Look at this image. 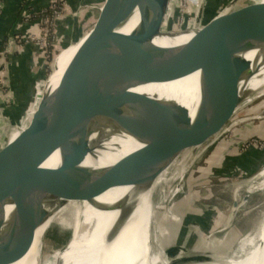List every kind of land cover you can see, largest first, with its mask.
<instances>
[{"label": "water", "instance_id": "obj_1", "mask_svg": "<svg viewBox=\"0 0 264 264\" xmlns=\"http://www.w3.org/2000/svg\"><path fill=\"white\" fill-rule=\"evenodd\" d=\"M170 1L91 0L92 26L58 95L53 123H36L0 149V264L21 260L36 231L68 203L87 202L99 211L118 212L110 239L131 218L142 194L192 158L233 117L245 95L241 84L264 66V2L238 6L240 0H231L205 23L203 8L196 27L177 32L188 41L160 47L155 40L177 34L163 30ZM135 14L137 26L129 34L120 33ZM251 53L259 54L255 63L246 59ZM195 73L199 100L193 114L174 101L134 91ZM39 82H32L31 91ZM44 101L42 97L28 129ZM4 111L12 118L10 130L21 129L11 111ZM118 136L141 148L104 171L83 166L92 155L98 159ZM56 152L59 165L44 168ZM116 187L133 191L112 209L95 202ZM51 228L43 233L42 244ZM68 232L66 248L73 234Z\"/></svg>", "mask_w": 264, "mask_h": 264}, {"label": "rangeland", "instance_id": "obj_2", "mask_svg": "<svg viewBox=\"0 0 264 264\" xmlns=\"http://www.w3.org/2000/svg\"><path fill=\"white\" fill-rule=\"evenodd\" d=\"M35 1L28 0V2ZM51 1L59 0H49L46 10L49 9ZM61 1V12L58 15L57 23L54 24L53 31L54 37H57L61 44L58 47L59 51L55 57H52L53 61L49 64L48 62L46 64L43 57L46 79L53 73L54 62L60 53L67 46L77 43L92 26L93 10L89 0ZM188 1H170L167 17H169V22L172 20L171 29L179 30V25L183 21L184 28L193 27L198 9L201 12L204 8L205 17L201 15L203 18L201 21L206 22L210 13L207 4L211 1L215 2L217 14L229 0H190L191 3ZM29 8H27V3L20 5L17 15V18L20 15V19L16 28L14 27V31L8 33V37H2V40L6 39V41L0 50V149L4 146L2 144L6 142L11 144L18 138V133L14 131L17 137L11 140L9 122L12 118L7 117L4 111L5 108L12 107V100L15 102V99H13L12 88L8 80L9 69L6 67L8 62L3 59L6 57H9L8 61L14 59L21 52L15 46L21 48L25 41L21 38L29 37L32 34V31L28 32L30 26L39 23V19L24 18L22 15L24 11H28L31 18L35 16L36 13L32 11V8H30L31 10ZM66 20L69 21L68 26L59 25V22ZM26 27L28 28L26 29ZM12 33L15 34L12 36ZM74 34H76V39L72 41ZM18 35L19 38L21 37L20 42L14 40V37ZM10 41H15L12 46L9 44ZM31 47L40 52L36 48L37 46L31 45ZM77 51L78 49L71 56H68V51H65L59 57L58 73L54 74L50 80L53 84L52 91L62 80L63 76L58 77L59 74L65 71L70 58L74 57ZM61 61L64 63L61 64ZM35 82L33 81V83ZM43 82H41L42 88ZM39 88L40 86L36 84L32 88L33 93H36ZM34 96L31 104H35L33 107L35 109L39 100L35 103ZM27 111L22 117L14 119L22 131L28 128L32 120V114L25 119ZM254 117L259 118L256 120ZM231 125L233 126L231 127ZM204 146L194 153L193 157L199 155V158L187 166L181 181H170L168 185H163L162 178L158 180L159 185L156 187V193L152 195L153 219L151 222L152 249L160 256L155 264H160L161 261L167 259L171 264H208L206 262L209 261V258L205 259V255L227 258L235 253L239 238H243L244 235L246 236L258 228L262 214H264V206L261 208L264 192L248 195L245 190H241L237 200H233L235 187L243 186L249 176L256 174L264 166V98L240 108L224 128ZM253 159L256 161L255 171L249 175L250 172H244L242 168L249 163L254 164L251 163ZM177 170L178 173L181 171L179 165L174 169V172ZM186 218L188 222L185 224ZM51 226L43 244L41 243L42 262L50 255L63 251L68 242V231H63L55 225Z\"/></svg>", "mask_w": 264, "mask_h": 264}, {"label": "bare ground", "instance_id": "obj_3", "mask_svg": "<svg viewBox=\"0 0 264 264\" xmlns=\"http://www.w3.org/2000/svg\"><path fill=\"white\" fill-rule=\"evenodd\" d=\"M230 1L231 0H229L228 3ZM188 2L191 3L190 0ZM247 2L263 3L264 0H240L238 2V6H242ZM168 19L169 17L166 18V25L164 26L163 30L171 31L172 33H177L182 28L192 29L197 26L195 20V24L193 27L184 28L182 26L181 29L175 30L171 29L172 20H170L169 22ZM138 21L139 17L137 14H135L132 19L125 25V27L122 28L119 32L122 34H129L137 26ZM187 39V35L177 33L172 36H162L161 38L155 40L154 44L160 47H171L183 44L188 41ZM84 40L85 36L79 39L77 44H72L73 46L80 45V47H78L77 53L82 47ZM67 47L55 60L53 65V73L48 76V80L44 83L43 86L44 89L42 88L41 98L45 97V101L43 108L41 109L40 116L38 114L31 128H27L23 131L22 129L12 130L10 134L13 138L11 137V140L17 137L16 133H18L19 138L21 134L34 129L36 123L39 125H42L43 123H53L56 117V102L58 95L63 92V85L70 75L73 61L77 55L75 54L74 57L70 58L65 71L58 76H63L61 82L59 83L57 88L52 91L53 84L50 81L51 77L54 74L58 73V59L68 49ZM75 49L76 47L74 48L73 53L76 51ZM256 55L259 54L251 53L247 55L246 59L250 62L255 63L256 60L254 58L256 57ZM198 81L199 73H195L191 76L172 82L152 83L147 86L140 87L134 91L140 93L141 95L158 98L160 100L174 101L179 105L189 109L193 114L199 100ZM240 89L242 93H245V95L242 96L243 98L240 104L234 109L232 115L236 114V112L243 106L252 104L256 100L264 98V66H262L260 70H258L257 74L253 76L249 81L241 84ZM40 100L38 101L35 109L33 108L35 104L32 103L30 107L31 109L27 111V113L29 112V114H32V120L34 114L37 111ZM26 118L27 117H25V119ZM258 118L259 117H254V119L256 120ZM32 120L30 124L32 123ZM232 126L233 125H231V127ZM14 131L16 133H14ZM106 146L107 150L105 152L98 153V159L96 157V154L92 155L91 157L86 159V161L83 163V166L104 171L111 168L127 155L141 148V146L135 141L124 136L112 138L106 144ZM198 158L199 155H196L186 163L180 164L179 168L181 171L179 173L178 170L175 172L173 170L167 176H163L161 179L163 185H168L170 181H181V179H183L185 175L187 166L190 163L193 164ZM58 165L59 154L56 152L44 163L43 167L56 168ZM158 185L159 182L157 181L148 192L142 194L139 197L138 205L131 218L126 223H124V227H122L120 231H118L117 234L112 236L110 239L108 238L111 235L110 230L116 224L118 212L99 211L87 202L68 203L64 208L57 212L40 229L36 231L34 242L29 252L21 260L14 264H155L156 261L159 260L160 256L158 252L155 253L152 249V195ZM241 190H245L248 195L264 192V166L259 172L250 176L247 181H245V184L243 186L239 185L235 187L233 200H237V196ZM132 191L133 189L131 188H111L104 194L96 198L95 202L112 209L113 207L115 208L118 203H120L125 195L131 193ZM263 206L264 200L261 204V208H263ZM51 225H55L63 231H72L73 234L68 248L65 247L63 251L50 255L42 262L41 259L43 257L41 258L40 250L42 243L41 237ZM106 239L110 242H106ZM165 239L167 240V238ZM236 248L237 249L235 250V253L227 258H217L215 256L213 257L210 255H205V259L209 258V261H207L206 263L215 264L216 262V264H263L264 214H262L258 228L253 232H250L246 236L244 235L243 238H239L236 243ZM165 263L170 264L168 259L160 262V264Z\"/></svg>", "mask_w": 264, "mask_h": 264}, {"label": "crops", "instance_id": "obj_4", "mask_svg": "<svg viewBox=\"0 0 264 264\" xmlns=\"http://www.w3.org/2000/svg\"><path fill=\"white\" fill-rule=\"evenodd\" d=\"M89 1L91 2V0ZM48 2L49 0H36L35 2H28V0H0V6H1L0 50L1 48H3L5 43L4 42L5 39L2 40V37L4 38L8 35L9 32L14 31L18 10H19L18 8L20 7V5H23L24 3H28L29 7L33 9L32 11L38 14L43 9L47 8ZM30 8L29 10H31ZM215 13L214 12L209 13L208 17L212 18L213 16L216 15ZM59 25L66 27V25L67 26L69 25V21L66 20L63 22H59ZM27 26L29 27V25ZM28 27H26V29ZM37 28H38V24L30 26L28 32L32 31V33H35L37 31ZM75 47L77 50L78 47H80V45L79 46L70 45V47H67L68 49L66 51H68V56H71ZM8 59L9 57L8 58L6 57L3 60L4 61L7 60L8 62V64L6 65V67L9 69L8 80L10 82L12 88L11 89L12 94L14 95V99H15V102L12 101V107L8 109L11 111V114L13 115L14 118H19L22 117L23 114L31 107V102L33 100L34 94H35L34 96L35 103L39 100L40 90L42 88L41 79L43 77V74H46L45 66L43 62L44 60L42 53L38 52L35 48L31 46H28L22 52H19L11 61H8ZM62 63L64 62L61 61V64ZM33 81L34 82L40 81L39 83H37V85L40 86V88L36 90V93L35 92L33 93V89L32 91L30 90ZM27 102H28V106H27ZM28 115H30L29 112L25 115V117H27ZM255 162L256 161H254L253 159L251 163L254 164L249 163L245 165L242 168L243 171L244 172L248 171V173L250 172L249 175H252V173L255 171Z\"/></svg>", "mask_w": 264, "mask_h": 264}, {"label": "built area", "instance_id": "obj_5", "mask_svg": "<svg viewBox=\"0 0 264 264\" xmlns=\"http://www.w3.org/2000/svg\"><path fill=\"white\" fill-rule=\"evenodd\" d=\"M61 3L62 1L59 0V1H51V4L49 5V10H52V20H51V23L49 24V26H51V29H52V38L50 40V30L47 28V27H42L41 25H39L41 22L39 21L38 24V30L35 32V33H32L29 37H25V38H21V39H25L24 43H23V46H21V48H17L15 46V48L17 50L20 49V51L22 52L26 47V45L28 44H31L33 45L34 47L38 48V50H40V52L42 53L43 57L45 58V61H46V64L48 62H51L53 61L52 60V57H55V54L59 51V44H61L60 40L57 39V37H54L53 35V31H54V24L57 23V20H58V15H60V12H61ZM60 5V8H58ZM46 9L42 10L40 13L38 14H35V16H38V15H41L43 14V12L45 11ZM22 15L24 16L25 19H32L31 16H30V13H28V11H24L22 13ZM33 16V17H35ZM36 24V25H37ZM184 24V21L181 22V24L179 25V29L183 26ZM41 28V29H40ZM15 41L16 42H20V38H19V35L14 37ZM15 41H10V46H12L13 42ZM33 42H36V43H33ZM30 45V46H31ZM58 49V50H57ZM19 52V51H18ZM54 59V58H53Z\"/></svg>", "mask_w": 264, "mask_h": 264}, {"label": "trees", "instance_id": "obj_6", "mask_svg": "<svg viewBox=\"0 0 264 264\" xmlns=\"http://www.w3.org/2000/svg\"><path fill=\"white\" fill-rule=\"evenodd\" d=\"M214 1H216V0H214ZM58 8H60V5H59ZM207 8H208V11L210 13H212V12L215 13L216 12L215 10H216L217 7L215 5V2L211 1L209 4H207ZM207 18H208L207 20L210 19L208 16H207ZM32 19H39V21L41 22L39 25H41L42 27H47L50 30V40H51V38H52V29H51V26H49V24L51 23V20H52V10L47 9V10H45L43 12V14L35 16V17H32ZM5 41H6V39H5ZM42 78L46 79V75L43 74Z\"/></svg>", "mask_w": 264, "mask_h": 264}]
</instances>
